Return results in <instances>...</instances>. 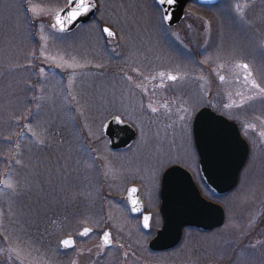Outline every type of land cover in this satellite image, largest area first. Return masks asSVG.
<instances>
[{
  "label": "rangeland",
  "instance_id": "rangeland-1",
  "mask_svg": "<svg viewBox=\"0 0 264 264\" xmlns=\"http://www.w3.org/2000/svg\"><path fill=\"white\" fill-rule=\"evenodd\" d=\"M67 1L0 0V264H264V93L252 83L264 88V0L191 6L172 30L154 0H96L97 21L63 34L45 13ZM237 2L248 4L247 23ZM31 5L45 13L33 16ZM244 63L252 75L237 67ZM204 107L236 121L251 148L223 197L201 183L191 143L190 120ZM116 116L137 138L113 153L102 129ZM189 152L191 167L181 168L225 210V223L210 233L186 229L174 250L152 253L162 176ZM132 186L152 215L148 233L125 201ZM69 238L75 244L65 248Z\"/></svg>",
  "mask_w": 264,
  "mask_h": 264
},
{
  "label": "water",
  "instance_id": "water-1",
  "mask_svg": "<svg viewBox=\"0 0 264 264\" xmlns=\"http://www.w3.org/2000/svg\"><path fill=\"white\" fill-rule=\"evenodd\" d=\"M191 1L178 0L172 8V21L165 22L168 27H175L182 21L185 8ZM218 1L198 0L201 5H216ZM96 15L82 17L80 21L69 24L67 31L63 33L74 32L78 27L91 22ZM52 22H55L54 17ZM202 113L206 115V119H200ZM120 121L122 120L120 119ZM202 128L206 130L203 141L200 137ZM102 133L108 140V148L112 152H120L129 148L137 138V133L130 124L123 121L117 122L114 118L105 123ZM193 134L195 149L199 157L200 179L204 188L215 197L230 194L236 189L240 174L249 158V146L241 137L238 127L226 118L216 115L210 109L204 108L195 118ZM171 168L165 171L161 180L159 212L162 227L149 243L148 248L152 253L174 250L179 246L186 229L210 233L220 229L226 219L225 210L202 196L192 175L187 170L177 167L172 175H168ZM133 187L135 186L127 190L125 201L130 214L133 217L141 218V227L144 232L148 233L151 229L152 215L145 212L139 189L135 187L138 189L135 194L130 192ZM133 199L139 202V210H133ZM144 216L151 217L148 227L144 226ZM103 234L100 242L105 248L110 249L113 243L105 245Z\"/></svg>",
  "mask_w": 264,
  "mask_h": 264
},
{
  "label": "snow or ice",
  "instance_id": "snow-or-ice-1",
  "mask_svg": "<svg viewBox=\"0 0 264 264\" xmlns=\"http://www.w3.org/2000/svg\"><path fill=\"white\" fill-rule=\"evenodd\" d=\"M178 2V0H154V3L156 5H158V11H160L161 13V21L162 22H170L173 19V15H172V8L174 5H176ZM101 5L98 4L96 2V0H69L68 4L65 5L63 8H59L57 10H54L52 12H46L44 9L39 8L36 5H31V7L28 9L33 16H37L39 17L42 13L48 14V15H53L54 16V20L55 22L51 25V27L59 33H63L67 31V26L69 24L75 23L77 21H80L82 17H90V16H94L96 15L97 12H99ZM248 7V4L245 3H234L232 5V8L235 12L236 17H238L240 19V21L247 23V21L244 20V16H245V9ZM100 19H102V17H100ZM41 31H43V29H41ZM100 31L102 34H105L106 37L111 38L114 37L116 35L115 32H113L111 30L110 27H104L103 24L100 25ZM41 40L45 41V43L48 41L49 37L45 36V35H41L40 37ZM49 59V58H46ZM54 59V58H51ZM60 67H63V64L58 65ZM74 65H68V67H73ZM237 67L244 69L247 73L248 76L252 75L250 67L248 64L244 63V64H239L237 65ZM41 72H43V69L41 68ZM161 76H163V73L160 74ZM248 77L246 76L245 79H247ZM130 79V78H129ZM168 79L171 81H176L178 79L177 76L175 75H169ZM221 80L224 79L223 76L220 77ZM253 86L258 88L260 93H264V88H260V86L258 84L255 83V81L252 82ZM253 97H249V99H252ZM153 112L156 111L155 108L152 109ZM206 115L205 114H201L200 119H206ZM114 119L117 122H122L120 121V117L116 116L114 117ZM184 119V118H182ZM28 131L32 132L33 136L36 135L35 132L32 131V127L31 125L27 126ZM206 135V130L205 129H201L200 131V137H201V141H203V138ZM39 143H43V140H38ZM193 157V153L189 152L186 153V155L182 158V159H177L175 161V164L172 166L171 171H169L168 175H172V173H174L176 171L177 167H184L185 164H187L189 166V168L191 167L189 161L192 159ZM169 164H172L171 161L168 162ZM3 185L5 188H12L13 185L8 181V180H4ZM138 189L133 187L130 189V192L132 194L137 193ZM132 205H133V210H139V202L136 199L132 200ZM151 219L150 216H144L143 218V222H144V226L148 227V222ZM91 232V229L89 228H85L83 230V232L80 233V235L82 236H88L89 233ZM62 245L65 248H71L74 246L75 241L72 240L71 238L69 239H64L61 241ZM103 243L105 245H111L112 241H111V234L105 232L103 234ZM122 247V246H121ZM10 252L12 251L11 249L9 250Z\"/></svg>",
  "mask_w": 264,
  "mask_h": 264
},
{
  "label": "flooded vegetation",
  "instance_id": "flooded-vegetation-1",
  "mask_svg": "<svg viewBox=\"0 0 264 264\" xmlns=\"http://www.w3.org/2000/svg\"><path fill=\"white\" fill-rule=\"evenodd\" d=\"M221 1H222V0H219L218 3H217L216 5H201V4H199L198 0H192L190 3L187 4V6H186V8H185L184 17H183L182 21H181L178 25H176L175 27H168V26L166 25L165 22H164V25H165L166 27H168L169 29H171V30H172V29H175V28H177L178 26H180V25L184 22V20L188 17V16H187V13H188L189 7L194 6L197 10H202V11L206 12V11H210V10H212V9H214V8H216V7H218V6L220 5ZM157 6H158V5H157ZM97 15H98V12H97ZM97 15L94 17V19H93L91 22H89V23L86 24V25H82V26L78 27L74 32H76V31H77L79 28H81V27L88 26V25H91V24H93L94 22H96V21H97ZM104 27H106V26H104ZM111 30H112V29H111ZM74 32H73V33H74ZM63 34H64V33H63ZM70 34H72V33H70ZM102 35H103L104 39H105L106 41H108V42L115 41L116 38H117V35H115V37H113V38H111V39H108L104 34H102ZM204 108H208V109H210L213 113H215L216 115L222 116V117L226 118L229 122H232V123L236 124V126L238 127V129H239V131H240L241 137L247 142V144H248V146H249V156H250V150H251V148H250V144H249V142L246 140V138H245V136H244V132H243L242 129H241V126H240L236 121L230 119L229 117H227V116H225V115H223V114H220V113H218V112L212 110V109L209 108V107H204ZM204 108H202V109H204ZM202 109H200L198 112H196L195 115H194V116L192 117V119L190 120V138H191V143H192V146L194 147L195 152H196V149H195V142H194L193 125H194V121H195L196 116L198 115V113H199ZM196 155H197V152H196ZM197 157H198V155H197ZM248 159H249V158H248ZM198 163H199V157H198ZM198 167H199V164H198ZM136 218H139L140 221H141V218H140V217H136Z\"/></svg>",
  "mask_w": 264,
  "mask_h": 264
}]
</instances>
